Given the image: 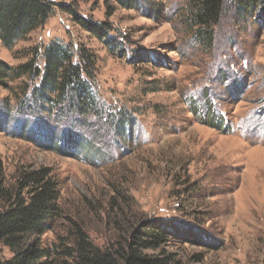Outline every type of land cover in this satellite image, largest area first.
I'll list each match as a JSON object with an SVG mask.
<instances>
[{
  "label": "rangeland",
  "instance_id": "1",
  "mask_svg": "<svg viewBox=\"0 0 264 264\" xmlns=\"http://www.w3.org/2000/svg\"><path fill=\"white\" fill-rule=\"evenodd\" d=\"M46 1L56 6L46 24L10 48L0 41V60L14 69L0 86L3 178L12 184L23 168L48 167L59 181L62 217L41 244L67 239L78 224L107 247L160 220L170 234L147 255L264 264V5L237 17L226 2L216 23L200 28L199 0ZM70 10L106 23L113 42ZM53 38L91 56L81 76L91 109L80 111L75 90L34 96ZM29 62L33 71L20 74ZM209 103L228 128L205 122Z\"/></svg>",
  "mask_w": 264,
  "mask_h": 264
},
{
  "label": "trees",
  "instance_id": "2",
  "mask_svg": "<svg viewBox=\"0 0 264 264\" xmlns=\"http://www.w3.org/2000/svg\"><path fill=\"white\" fill-rule=\"evenodd\" d=\"M117 1L123 6L134 5L136 8L141 3V0ZM142 1L146 5L153 3ZM226 2L234 7L237 17L248 16L253 8L264 5V0H199L197 25L200 28L214 25ZM55 7L53 2L46 0H0V41L6 48L12 47L25 35L46 24L53 17ZM61 9L68 10L69 7L62 6ZM68 13L84 30L106 43L113 42L108 38L110 27L106 23L90 22L71 10ZM205 37H209L206 31ZM43 49L40 54L44 60L42 77L34 96L58 92L67 98L75 90L80 111L85 109L84 106L91 109L94 99H84L90 90L87 80L81 78L83 74L89 76V70L93 69L91 56L85 50L74 49L56 38ZM32 67L31 62L24 64L19 73H30ZM12 70L0 60V86L9 79ZM39 74L37 70L35 75ZM206 114L208 121L205 122L213 128H228L227 120L223 121L213 104H208ZM59 199V181L52 169L23 168L14 182L8 184L0 168V248L5 247L11 253L9 258H5L0 250V264H171L169 256L153 257L143 252L155 249L170 234L169 225L160 220L142 225L129 233L128 238L118 239L107 247L96 246L81 226L72 224L67 239H59L52 246H43L40 237L49 229L51 222L62 217Z\"/></svg>",
  "mask_w": 264,
  "mask_h": 264
}]
</instances>
